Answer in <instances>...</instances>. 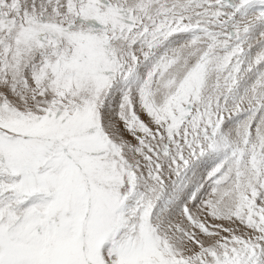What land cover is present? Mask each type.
<instances>
[{"label":"snow or ice","instance_id":"obj_1","mask_svg":"<svg viewBox=\"0 0 264 264\" xmlns=\"http://www.w3.org/2000/svg\"><path fill=\"white\" fill-rule=\"evenodd\" d=\"M0 264H264V0H0Z\"/></svg>","mask_w":264,"mask_h":264}]
</instances>
